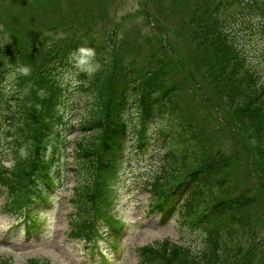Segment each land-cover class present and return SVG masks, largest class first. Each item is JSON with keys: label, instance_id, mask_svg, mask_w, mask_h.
I'll use <instances>...</instances> for the list:
<instances>
[{"label": "trees", "instance_id": "trees-1", "mask_svg": "<svg viewBox=\"0 0 264 264\" xmlns=\"http://www.w3.org/2000/svg\"><path fill=\"white\" fill-rule=\"evenodd\" d=\"M30 3L39 8L42 2L0 0V20L9 38L0 42V155L4 156L0 189L7 197L6 205L21 216L24 206L31 207L45 193L42 184L51 183L50 167L58 155L51 156L49 148L64 144L55 126L67 122L66 82L58 72L71 67L80 52H91L92 67L80 77L84 80L79 88L81 94L89 95L88 111L79 115L82 131L73 141L77 181L71 197L70 228L74 237L90 244L102 234L100 222L117 223L107 208V175L121 150L127 119L134 112L143 117L151 104L161 102L159 122L169 131L172 143L161 174L150 183L153 212L169 214L186 193L195 202L184 221L207 207L217 210L199 225L204 243L200 253L164 239L157 246L143 245L139 264H249L264 240H258L252 230L247 208L261 194L256 183L237 190L236 174L231 175L239 162L248 175H256L257 180L260 176L264 192V78L260 67L241 51L230 25L241 15L236 9L242 8V14L256 18L243 23L254 22L264 36V0H155L156 12L143 1L133 15L151 17L153 24L146 19L145 32L139 23L129 26L119 42L116 25L108 42L89 36L102 1H95L97 9L91 12L71 6L68 19L62 16L57 24L37 26L33 33L13 13H30ZM77 24L82 28L74 32L76 37L55 36L59 25ZM136 31H141L138 34L151 47L152 62L146 67H137L138 54H144L146 48L141 39L130 40V33ZM182 90L199 91L191 95H200L205 106L222 114V120L211 114L209 124L228 134L235 154L209 151L201 136L204 130L209 133L207 126L180 104ZM198 170L204 172L188 190L189 180ZM180 181L184 183L171 196L169 190ZM8 261L3 259L0 264Z\"/></svg>", "mask_w": 264, "mask_h": 264}, {"label": "rangeland", "instance_id": "rangeland-1", "mask_svg": "<svg viewBox=\"0 0 264 264\" xmlns=\"http://www.w3.org/2000/svg\"><path fill=\"white\" fill-rule=\"evenodd\" d=\"M95 1H102V5L99 6L100 11L95 20L96 26L90 30L89 36L96 37L102 42L110 40L112 27L115 25L117 31L116 41L119 42L126 26L132 22H123V17L131 15L132 17H128L127 20L136 19L134 16L137 13L133 15V12L136 9L140 11L143 2V0H40L42 3L39 8H36V4L30 3L31 11L28 14L22 15L18 11L13 13L16 19L26 27V31L33 33L37 26L42 28L50 24H57V18L62 16L68 19L73 11L71 6L77 5L78 8L85 12H91L92 9L96 10ZM166 1L170 2L171 0ZM149 3L150 1L148 0V6ZM244 18L246 21L256 20L252 14H247ZM146 19L150 20L149 17L141 14L133 23H139L138 26L143 27V32H145V29H147L144 26ZM163 19H165L167 24L171 25V22L165 17ZM83 23L84 19L81 20V25ZM251 24H254V22ZM81 25L77 24L74 27L67 26L65 28L59 25L60 30L55 36L59 38L69 36L72 38L76 36L74 32L82 28ZM122 27H124L123 30H121ZM3 29L4 24L0 20V42L9 39L8 35L4 34ZM140 32H131L129 35L130 40L141 39L146 48L144 54H138V68L146 67L148 63L152 62L150 61L152 58L151 47L149 42H146L143 36L138 34ZM233 33L236 34L237 40L249 60L260 67L264 78V36L257 29L244 27L240 21L234 25ZM125 50L123 46L122 53ZM91 67L90 61L84 59L67 70H63L62 77L68 81V85L72 86L73 90L78 86L80 80H84L80 79L79 76L87 73L88 70L90 71ZM69 90L68 88L67 92ZM195 91L182 90L180 100L194 118L198 121H203L207 126L209 133L204 130L201 136L205 142H208L209 151L221 149L227 153L234 151L235 154L236 147L233 146L228 134L226 132L219 133L212 124H209L211 114L215 117L219 116L213 109L206 108L200 97L191 95V93L196 95L199 92ZM74 94L78 95L76 99H81L83 103L81 101L74 106V109L72 107L68 109L70 113H73L72 118L74 119L72 123L76 127L64 129V133L67 134V140L64 141L66 150L60 148L63 158L61 157L62 161L58 165L61 177L58 180L59 191L53 196L54 200H52V204L47 211L42 233L25 235L27 230L25 229L24 217L19 220V213L14 208L11 209L10 206L6 205L7 197L4 191L0 189V262L9 258L10 262L8 261L7 264H29L33 260L35 262L38 260L42 264H105L106 260L109 261V264H139L142 246L147 244L157 246L164 239L191 247L194 251L200 253L204 248L200 234L198 230L195 231L194 228H191L184 221L187 216L185 213L190 209L191 204L195 202L194 200L192 201V197H188L186 203L181 205L178 215L175 214L171 221L163 225H161V216L150 212V202L152 200L149 190L151 187L150 183L157 175L161 174L165 153L172 143L170 136L167 134L169 131H166L165 126L162 124V126L157 125L156 122L148 126L147 137L146 135L142 137L139 128H137L138 130L134 128L136 123L131 126L130 137L126 143V146L130 149L129 157L123 162L118 172L116 171L114 174L113 171L112 173L111 187L114 189L111 193V207L119 221L122 219L127 222L128 231L123 236L122 244L120 243L121 255L114 253V248L109 245V239L106 237L98 239L97 249L99 250L94 251L90 244L85 243L83 238L74 237L70 228L74 210L71 197L73 186L77 181L73 162V141L80 133V129L77 128V123L80 120L79 115L88 111L89 100L88 94L84 95L78 91ZM85 101H87V104L83 105ZM209 107L212 108L211 106ZM199 111H202L203 115ZM137 121L140 122L139 119ZM227 130L232 132L230 125L227 126ZM1 160H4V158H1ZM5 164L8 167L10 166V162ZM239 164V162L235 164L234 174L231 175L233 177L236 174L234 177L237 181V190L239 188L246 189L253 186L254 183L259 186L261 195L256 197L254 202L250 204L247 212L254 227L252 230L257 239L263 241L264 192L260 189V176L258 180L256 175L253 178ZM236 181L233 182L234 186H236ZM106 229L103 228L102 231ZM250 264H264V250L255 255Z\"/></svg>", "mask_w": 264, "mask_h": 264}]
</instances>
